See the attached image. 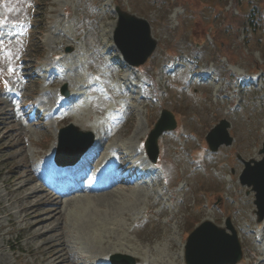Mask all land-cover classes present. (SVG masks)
Returning <instances> with one entry per match:
<instances>
[{
	"label": "rangeland",
	"instance_id": "374dc122",
	"mask_svg": "<svg viewBox=\"0 0 264 264\" xmlns=\"http://www.w3.org/2000/svg\"><path fill=\"white\" fill-rule=\"evenodd\" d=\"M169 1L0 0L2 22L19 18L22 28L33 31L29 41L26 28L15 37L0 30V264H52L66 252L69 264H97L114 254L128 256L122 249L136 253L130 256L134 264H186L194 228L206 221L226 228L228 217L244 252L238 264H264V221H256L254 194L241 186L243 165L236 160L237 153L261 159L264 145V0ZM117 5L147 19L158 41L153 58L138 68L122 61L113 42ZM54 62L63 71L46 86L48 76L35 73ZM201 70L217 77L200 84L193 78ZM102 83L113 98L104 95ZM65 84L69 95L79 94L70 96L64 119L38 118L24 126L10 92L32 101L24 102L28 115L43 99L45 106L65 103ZM2 104L15 110L13 118L4 116ZM165 109L179 124L159 139L162 169L145 177L144 143ZM223 119L233 127L234 144L223 150L226 157L221 151L209 155L206 135ZM70 123L99 132L105 150L98 168L110 160L112 172L123 168L125 184L83 191L49 207L43 192L48 188L34 182L39 198L24 200L30 190L13 191L26 161L46 172L59 130ZM134 160L137 166L128 168ZM54 212L59 216L52 222ZM37 220L46 223L32 228Z\"/></svg>",
	"mask_w": 264,
	"mask_h": 264
},
{
	"label": "water",
	"instance_id": "95a60500",
	"mask_svg": "<svg viewBox=\"0 0 264 264\" xmlns=\"http://www.w3.org/2000/svg\"><path fill=\"white\" fill-rule=\"evenodd\" d=\"M117 12L119 21L114 42L129 64L140 66L148 60L157 46V41L152 37L150 24L142 18L123 11L120 7L117 8ZM175 127L173 115L164 111L162 118L146 142L148 153L153 154L154 152V160H156L157 155L158 138L164 131L172 130ZM228 127L229 124L223 121L210 132L207 141L212 150H217L221 144L230 145L232 143V138L227 131ZM80 135L77 128L72 126L65 128L61 132L60 147L76 151L75 156L82 154L84 148H79L78 143L75 142ZM87 135L89 136V143H91L93 135L91 133ZM252 163L255 165L252 166ZM246 165L247 168L241 177V182L243 185L253 186V190L257 192L256 204L259 208L258 214L261 221L264 218V159L260 162L252 160ZM241 258V247L234 231L233 235L230 236L223 229L215 227L210 222H205L188 238L186 246L187 264H235Z\"/></svg>",
	"mask_w": 264,
	"mask_h": 264
},
{
	"label": "bare ground",
	"instance_id": "6f19581e",
	"mask_svg": "<svg viewBox=\"0 0 264 264\" xmlns=\"http://www.w3.org/2000/svg\"><path fill=\"white\" fill-rule=\"evenodd\" d=\"M52 74H54V73H52ZM23 90V89H22ZM19 94H20V92H18ZM20 97L22 98L23 97V95H21L20 94ZM3 106V111H5V113H4V116L6 117V118H13V116L15 115V110H11V108L9 109V108H7V106H5L4 104H2ZM13 106V105H12ZM14 108H16V107H14ZM54 108H46V110H53ZM2 111V110H1ZM28 121L29 122H32V121H34V120H32V119H28ZM76 126H78V127H81V125H78V124H76ZM82 128V127H81ZM19 136V135H18ZM19 139V138H18ZM111 140V139H110ZM78 141V139L77 140H75V142H77ZM102 140L100 139V135H99V132H95V144H94V146H93V148L94 149H92L91 148V151L89 152V153H91V152H93V156L91 157V159H89V162H82V164H81V167H82V170H80V174H81V176H84V178L86 177V178H88L89 177V175L91 174V173H93V170H97L98 169V163H99V158L101 157V153L102 152H104V148H102L103 146H102V142H101ZM109 148V147H108ZM25 149V148H24ZM95 149H97V152L95 151ZM109 150V149H108ZM24 151V150H23ZM24 154H25V152H24ZM22 157V156H21ZM25 157H26V154H25ZM23 158V157H22ZM85 160L87 161L88 160V157H86L85 158ZM147 160V159H146ZM29 164V165H28ZM28 166V167H27ZM113 166H114V164H112L111 162L107 165V167L110 169V168H113ZM68 169V168H67ZM26 170V171H25ZM25 170L24 171H22V174H20V175H18V179H17V181H18V184H17V188H16V190L15 191H13L14 193H16V194H21V192H23V191H25V190H27V191H29L30 190V192L28 193V194H26V197H25V199L24 200H26V201H30V200H34V199H37V198H39L38 196H39V194H40V192H39V188H38V186H30L31 185V183H34V182H36V184H38L40 187H43L42 186V176L40 175V171L37 169V168H35L34 166H33V161L32 160H29L28 162L26 161V165H25ZM17 175V174H16ZM112 176V170L110 169V172L109 173H105V177H111ZM85 178V179H86ZM11 179V178H10ZM26 181H28V182H26ZM125 180H124V177L122 176V175H119L116 179H115V182H114V184H109L108 186H103L102 188H100V189H97V188H85V189H83V191L85 192V194L86 193H89V192H104V191H106V190H109V189H111L112 190V187L114 186V185H120V184H125ZM42 190V189H41ZM46 192V194H48L49 196H47V197H49L50 199H48V198H42V200L44 199L45 201H44V203H47V205L50 207L51 206V204H53L54 206H56V207H60L61 206V203L65 200H63V197H64V195H58V194H52V193H49V192H47L46 190H43V192ZM70 194H68V195H70L71 197L72 196H77L78 194H79V192H77V191H73V192H69ZM83 193V192H82ZM106 193V192H105ZM42 194V193H41ZM104 194V193H103ZM80 197V196H79ZM90 197V196H89ZM102 197H103V195H102ZM84 200V199H83ZM66 202V201H65ZM36 204V203H35ZM46 206V205H45ZM22 207V206H21ZM38 207H40V206H38ZM19 208H20V206H19ZM45 208V207H44ZM48 208V207H47ZM49 209V208H48ZM22 210H23V208H22ZM43 210V209H42ZM54 210V209H53ZM65 211V210H64ZM59 212V211H58ZM37 214V213H36ZM39 214V213H38ZM53 214V213H52ZM61 214V213H60ZM54 217H53V219L52 220H50V221H56L57 220V217L59 216L58 214H55V212H54V215H53ZM63 216V215H62ZM46 217V216H45ZM56 217V218H55ZM41 218V217H40ZM45 219V218H44ZM51 222V223H52ZM44 223H46V222H44L43 220H41V221H36V222H34L33 224H32V228H37L39 225H42V224H44ZM48 224H50V222L48 223ZM53 224V223H52ZM51 225V224H50ZM50 225H49V227H50ZM56 228V227H55ZM60 229H62V228H60ZM47 230V229H46ZM50 231V232H49ZM51 231L52 230H48V231H46V233H43L42 234V237H46L48 234H50L51 233ZM58 231V230H57ZM59 232H60V230H59ZM65 232V231H64ZM55 235H56V237H60L61 236V234H62V232H61V234H58L57 232H55L54 233ZM66 234V233H65ZM64 234V235H65ZM51 236V235H50ZM48 237V236H47ZM73 237V236H72ZM78 238V237H77ZM57 239V238H56ZM62 239V238H61ZM66 239V238H65ZM64 240V239H63ZM48 243H50V242H48ZM75 245V244H74ZM53 248H54V246H53ZM58 248V247H57ZM62 248V247H61ZM114 248V247H113ZM72 249V248H71ZM119 250H121V249H112V251L113 252H115V253H118V252H120ZM62 251V250H61ZM68 251V250H67ZM118 251V252H117ZM69 253H70V251H69ZM121 253H125L126 255H128V256H131V257H133V256H136V253H133V252H131V251H125L124 249H122V252ZM51 254V256H56V254H55V252H54V250L50 253ZM68 254V252H66V257H64V255L63 256H60V257H57L58 258V260L56 261L55 259L52 261V264H69L71 261L69 260V255H67ZM62 255V254H61ZM68 256V257H67ZM62 257H64V258H62ZM62 258V259H61ZM103 262L102 261H100L99 262V264H102Z\"/></svg>",
	"mask_w": 264,
	"mask_h": 264
},
{
	"label": "trees",
	"instance_id": "16d2710c",
	"mask_svg": "<svg viewBox=\"0 0 264 264\" xmlns=\"http://www.w3.org/2000/svg\"><path fill=\"white\" fill-rule=\"evenodd\" d=\"M251 22H252V24L254 25V22H253V20H252Z\"/></svg>",
	"mask_w": 264,
	"mask_h": 264
}]
</instances>
